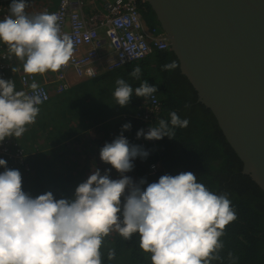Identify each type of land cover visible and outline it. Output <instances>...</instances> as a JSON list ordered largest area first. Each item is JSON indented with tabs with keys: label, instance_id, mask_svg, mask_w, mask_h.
Returning <instances> with one entry per match:
<instances>
[{
	"label": "clouds",
	"instance_id": "clouds-1",
	"mask_svg": "<svg viewBox=\"0 0 264 264\" xmlns=\"http://www.w3.org/2000/svg\"><path fill=\"white\" fill-rule=\"evenodd\" d=\"M27 7V0H12L10 14L0 19V42L23 62L29 76L58 72L72 59L74 41L62 33L56 14L29 16ZM177 68L176 60L163 65L165 71ZM140 74L139 66L130 73L136 79ZM115 83L113 96L121 107L129 104L133 92L145 99L157 92L147 81L135 90L122 78ZM30 88L31 94L16 91L12 80L0 78V142L19 138L35 123L47 95L35 81ZM170 123L161 119L147 133L140 129L137 139L173 138V129L186 128L189 121L173 111ZM130 129L125 123L121 134L100 149L101 161L120 178L111 179L110 170L102 175L94 168L71 199H56L51 191L33 197L23 190L20 171L8 169L7 161L0 159L5 168L0 173V264H102L101 248L113 232L125 240L138 233L139 246L150 254L152 264H212L220 259L221 237L237 219L227 194L210 191L191 171L162 175L142 188L145 179L135 183L125 175L133 170L135 158L149 155L123 135ZM108 258H115L114 250Z\"/></svg>",
	"mask_w": 264,
	"mask_h": 264
},
{
	"label": "trees",
	"instance_id": "trees-1",
	"mask_svg": "<svg viewBox=\"0 0 264 264\" xmlns=\"http://www.w3.org/2000/svg\"><path fill=\"white\" fill-rule=\"evenodd\" d=\"M8 1L11 4L12 0ZM137 1L146 24L159 28L150 6ZM173 60L178 61L168 47L144 60L75 82L69 90L57 93L48 103L39 106L35 123L25 132L24 147L30 153L25 162L30 169L19 166L23 190L33 197L51 191L56 199H71L76 187L87 180L94 168L102 175L110 170V178L119 179L120 173L101 161L100 149L121 134L125 123H130L131 129L123 135L130 144L139 143L141 137L137 139L136 133L143 129L144 123L135 115L143 111L147 99L133 92L129 104L121 107L113 96L115 82L122 78L135 90L147 81L157 87L154 96L161 105L154 126L164 119L171 127L173 111L189 121L186 128L173 129V138L165 136L158 140V150L152 159L159 160L173 176L193 172L197 181L210 191L226 193L235 210L237 219L226 226L221 237L224 247L219 253L220 259L212 264H264V193L242 172L243 165L224 139L213 114L198 102L196 91L180 68L171 72L163 70V65ZM137 66L141 69L139 79L130 75ZM94 124L100 125L91 128ZM146 159L135 158L133 170L125 173L135 183L145 179L142 188L159 180L147 178ZM6 161L7 168L15 170L10 168L13 161ZM139 245L138 233L130 240L117 232L111 233L101 248L102 264H152L150 254ZM109 250H114V259L108 258Z\"/></svg>",
	"mask_w": 264,
	"mask_h": 264
},
{
	"label": "water",
	"instance_id": "water-1",
	"mask_svg": "<svg viewBox=\"0 0 264 264\" xmlns=\"http://www.w3.org/2000/svg\"><path fill=\"white\" fill-rule=\"evenodd\" d=\"M202 103L264 193V0H143Z\"/></svg>",
	"mask_w": 264,
	"mask_h": 264
},
{
	"label": "built area",
	"instance_id": "built-area-1",
	"mask_svg": "<svg viewBox=\"0 0 264 264\" xmlns=\"http://www.w3.org/2000/svg\"><path fill=\"white\" fill-rule=\"evenodd\" d=\"M40 2L27 0L26 13L29 16L37 14L36 4ZM9 6L8 0L0 1V19L10 14ZM31 10H35V13L32 14ZM51 10L48 13L59 17L62 33L68 34L74 41L72 59L58 72L29 76L23 71V62L16 60L7 46L0 42V78L12 80L16 91L28 94H31L30 85L35 81L47 95V100L41 105L48 103L57 93L69 90L75 82L144 60L170 47L167 37L159 28L146 24L137 0H59L56 8ZM160 108V102L154 96L145 101L142 112L136 113L135 118L144 123L145 133L154 126ZM24 135L19 138L7 137L0 142V159H10L13 166L23 165L30 169L25 162L30 153L20 142ZM136 145L142 146L151 156L145 160L149 178L172 175L159 160L152 159V154L158 150V140H147L142 136ZM1 171H4L3 166H0Z\"/></svg>",
	"mask_w": 264,
	"mask_h": 264
},
{
	"label": "rangeland",
	"instance_id": "rangeland-1",
	"mask_svg": "<svg viewBox=\"0 0 264 264\" xmlns=\"http://www.w3.org/2000/svg\"><path fill=\"white\" fill-rule=\"evenodd\" d=\"M47 1H48V3H46L44 1L42 3L40 2L39 4H36V8H37L36 13L37 14L42 13V12H47L48 13L58 3V0H47ZM107 46H109V44ZM41 135L44 136L43 133H41ZM20 142H21L22 147H24L25 142H27V136H26V134L24 135L23 139ZM10 168H15V170L21 169L18 165H14V166L11 165Z\"/></svg>",
	"mask_w": 264,
	"mask_h": 264
},
{
	"label": "crops",
	"instance_id": "crops-1",
	"mask_svg": "<svg viewBox=\"0 0 264 264\" xmlns=\"http://www.w3.org/2000/svg\"><path fill=\"white\" fill-rule=\"evenodd\" d=\"M44 1H45L46 3H48L47 0H41V3L44 2ZM58 1H59V0H58ZM56 6H57V5H56ZM56 6H55L54 8H52V10L55 9ZM35 10H36V9H35ZM35 10H31V13L34 14V13H35ZM52 10H51V11H52ZM99 125H100V124H94L91 128L98 127Z\"/></svg>",
	"mask_w": 264,
	"mask_h": 264
},
{
	"label": "bare ground",
	"instance_id": "bare-ground-1",
	"mask_svg": "<svg viewBox=\"0 0 264 264\" xmlns=\"http://www.w3.org/2000/svg\"><path fill=\"white\" fill-rule=\"evenodd\" d=\"M26 143V142H25Z\"/></svg>",
	"mask_w": 264,
	"mask_h": 264
}]
</instances>
